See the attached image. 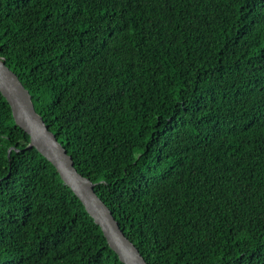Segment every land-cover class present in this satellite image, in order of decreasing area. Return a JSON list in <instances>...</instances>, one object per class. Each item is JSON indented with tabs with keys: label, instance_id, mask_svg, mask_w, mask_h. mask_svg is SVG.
<instances>
[{
	"label": "trees",
	"instance_id": "1",
	"mask_svg": "<svg viewBox=\"0 0 264 264\" xmlns=\"http://www.w3.org/2000/svg\"><path fill=\"white\" fill-rule=\"evenodd\" d=\"M0 59L147 264H264V0H0ZM27 144L0 264H122Z\"/></svg>",
	"mask_w": 264,
	"mask_h": 264
},
{
	"label": "water",
	"instance_id": "2",
	"mask_svg": "<svg viewBox=\"0 0 264 264\" xmlns=\"http://www.w3.org/2000/svg\"><path fill=\"white\" fill-rule=\"evenodd\" d=\"M0 94L10 108L15 126L28 136V144L24 150L33 148L52 164L63 184L78 198L86 213L100 228L107 245L119 261L122 264H147L137 248L123 234L110 210L96 195L94 184L77 173L71 157L35 111L29 92L1 59ZM12 149L7 151L8 156Z\"/></svg>",
	"mask_w": 264,
	"mask_h": 264
}]
</instances>
